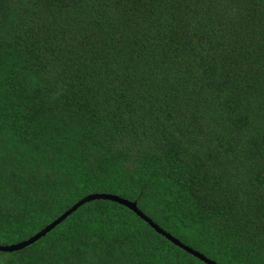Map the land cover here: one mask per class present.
I'll return each instance as SVG.
<instances>
[{"label":"trees","instance_id":"16d2710c","mask_svg":"<svg viewBox=\"0 0 264 264\" xmlns=\"http://www.w3.org/2000/svg\"><path fill=\"white\" fill-rule=\"evenodd\" d=\"M94 194L264 264V0H0V246ZM0 264L208 263L96 198Z\"/></svg>","mask_w":264,"mask_h":264},{"label":"water","instance_id":"95a60500","mask_svg":"<svg viewBox=\"0 0 264 264\" xmlns=\"http://www.w3.org/2000/svg\"><path fill=\"white\" fill-rule=\"evenodd\" d=\"M96 198H101V199H110V200H114L117 201L121 204H124L126 206H128L129 208H131L132 210H134L140 217H142L143 219H145L153 228H155L158 232L162 233L163 235H165L167 238H169L171 241H173L174 243H176L177 245L181 246L182 248H184L187 252L193 254L194 256L200 258L201 260L205 261L208 264H216L214 261H211L209 259H207L206 257H204L202 254L192 250L189 247L184 246L183 244H181L179 241L175 240L172 236H170L169 234H167L166 232H164L162 229H160L155 223L152 222V220H150L148 217H146L136 206V203L134 202H130L128 200L122 199L120 197L117 196H113V195H107V194H94V195H90L84 199H82L81 201H79L76 205H74L70 210H68L67 212H65L61 217H59L56 221H54L52 224L48 225L45 229H43L42 231H40L39 233H37L36 235H34L33 237H31L30 239L23 241L21 243L15 244V245H10V246H0V251H5V252H10V251H16L19 249H22L26 246H28L29 244L33 243L34 241H36L37 239H39L41 236L45 235L49 230H51L58 222H60L62 219H64L67 215H69L72 211L76 210L77 207L81 204H83L86 201H90L92 199H96Z\"/></svg>","mask_w":264,"mask_h":264}]
</instances>
